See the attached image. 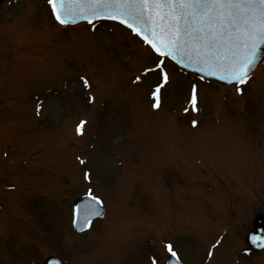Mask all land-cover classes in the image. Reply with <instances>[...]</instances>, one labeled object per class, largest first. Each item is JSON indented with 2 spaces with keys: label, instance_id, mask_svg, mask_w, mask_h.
<instances>
[{
  "label": "rangeland",
  "instance_id": "rangeland-1",
  "mask_svg": "<svg viewBox=\"0 0 264 264\" xmlns=\"http://www.w3.org/2000/svg\"><path fill=\"white\" fill-rule=\"evenodd\" d=\"M158 59L167 82L144 71ZM86 193L107 216L78 233ZM263 213L264 61L226 87L123 24L66 27L48 0L0 2V264H165L168 245L190 264H264L246 243Z\"/></svg>",
  "mask_w": 264,
  "mask_h": 264
},
{
  "label": "snow or ice",
  "instance_id": "snow-or-ice-1",
  "mask_svg": "<svg viewBox=\"0 0 264 264\" xmlns=\"http://www.w3.org/2000/svg\"><path fill=\"white\" fill-rule=\"evenodd\" d=\"M48 4L61 24L68 23L63 17L69 14L73 5L81 6L93 20L97 17L119 19L133 28L128 22L131 18L148 31L152 38L145 36L144 39L159 57L170 56L176 60L175 51L180 59L187 58L201 64V71L207 70L213 75L219 71L222 73L220 79L237 84L248 80L257 49L264 44V0H48ZM154 18L167 21L162 32L151 27ZM161 36L165 51L154 43ZM165 69L164 60L158 59L154 68L146 67L144 71H158L162 80L167 82L170 76ZM140 79V76L136 77L137 81ZM81 81L84 87L90 86L85 78L81 77ZM161 88L162 84L158 83L152 92L153 97L161 93L162 99ZM240 91L238 87L237 92ZM196 100L197 88L193 85L191 101ZM88 178L86 172L85 179ZM167 247L175 256L172 246Z\"/></svg>",
  "mask_w": 264,
  "mask_h": 264
},
{
  "label": "water",
  "instance_id": "water-1",
  "mask_svg": "<svg viewBox=\"0 0 264 264\" xmlns=\"http://www.w3.org/2000/svg\"><path fill=\"white\" fill-rule=\"evenodd\" d=\"M59 7V6H57ZM87 17V18H85ZM64 19L68 20V23H79L86 20L92 19V17L88 14V12L81 8L79 5H73L69 9V14L63 17ZM128 22L132 23L133 26L138 29L143 36H148L149 39L152 37L149 35L147 30H143V26L139 23L134 22L131 18H128ZM167 24V21H161L158 18H154L151 22V27L153 30L157 32H162ZM163 40V36L154 43L157 44V47H161V51H165L162 47L161 41ZM173 55L177 56V61L181 66L189 69L191 71L198 72L203 76L214 78L221 82L226 83H233L226 80L220 79L221 72L217 71L215 75L209 74L207 70L201 71L202 65L196 63L194 61H190L189 59H180V55L177 52H173ZM264 56V44L260 45L256 52L255 62L250 70V72L256 67V65L260 62V60ZM94 213H99V215H95ZM104 214V209L101 203L98 200H94L91 196H84L81 199L76 200V218H75V227L78 230L85 229L89 226L90 221L98 216H102ZM87 217V223H85V218ZM255 227L257 229L256 232L251 233L249 236L250 243L256 248H263L264 247V218L259 217L255 220ZM255 237V239H253ZM57 263V261H55ZM169 264H178L177 262L171 261Z\"/></svg>",
  "mask_w": 264,
  "mask_h": 264
}]
</instances>
